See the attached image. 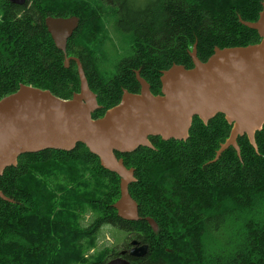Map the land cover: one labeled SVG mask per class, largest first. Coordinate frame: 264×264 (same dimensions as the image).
Wrapping results in <instances>:
<instances>
[{"label":"trees","instance_id":"trees-1","mask_svg":"<svg viewBox=\"0 0 264 264\" xmlns=\"http://www.w3.org/2000/svg\"><path fill=\"white\" fill-rule=\"evenodd\" d=\"M262 0H0V100L21 85L71 99L80 90L77 65L49 34L47 17H78L67 55L79 58L101 118L123 89L139 93L135 72L161 94V72L174 64L193 68L197 43L205 62L216 47L260 42L255 22ZM232 125L218 114L207 125L194 118L187 141L151 137L155 149L121 154L137 181L130 194L142 220L118 217L120 177L104 169L83 144L21 155L0 177V264H106L116 248H99L106 226L149 250L130 264H264V127L258 152L240 137L215 159ZM153 218L154 232L144 219ZM132 239V240H131Z\"/></svg>","mask_w":264,"mask_h":264},{"label":"water","instance_id":"water-1","mask_svg":"<svg viewBox=\"0 0 264 264\" xmlns=\"http://www.w3.org/2000/svg\"><path fill=\"white\" fill-rule=\"evenodd\" d=\"M8 1L16 5L26 2ZM239 22L257 31L260 42L244 47H216L205 62L198 57L195 43L189 52L193 68L174 64L162 71L161 94L152 93L151 85L138 70L135 75L140 92L123 89L120 102L95 119L93 114L101 109L97 95L90 88L81 60L67 55L68 40L78 29L80 19L47 17V30L64 53L65 67L69 68L72 61L77 65L80 90L65 100L49 90L21 85L17 92L0 100V177L7 168L18 165L21 155L47 149L72 151L83 144L104 169L120 177V198L113 205L118 217L136 222L142 218L130 194V185L137 181L135 169L128 168L116 153H132L140 147L155 149L151 137L187 141L195 117L207 125L218 114L224 115L232 129L212 162L231 147L241 158L238 140L243 136L258 152L256 134L264 127V0L257 21L239 18ZM0 199L14 202L1 190ZM144 220L154 232L159 231L153 218ZM131 246L129 255L133 258H142L149 250L138 240H132ZM106 264L130 261L117 257Z\"/></svg>","mask_w":264,"mask_h":264},{"label":"rangeland","instance_id":"rangeland-1","mask_svg":"<svg viewBox=\"0 0 264 264\" xmlns=\"http://www.w3.org/2000/svg\"><path fill=\"white\" fill-rule=\"evenodd\" d=\"M127 244L128 243L126 242L125 233H123L122 231H118L110 226H106L103 228L99 248H116V250L119 252L122 249H127Z\"/></svg>","mask_w":264,"mask_h":264},{"label":"flooded vegetation","instance_id":"flooded-vegetation-1","mask_svg":"<svg viewBox=\"0 0 264 264\" xmlns=\"http://www.w3.org/2000/svg\"><path fill=\"white\" fill-rule=\"evenodd\" d=\"M136 76V75H135ZM131 248H132V246L131 247H129V248H125L124 250L122 249V250H120L119 252H118V255L115 257V258H117V257H122V258H125V259H129L131 256L129 255V251L131 250ZM123 252H125V253H123ZM133 258V257H132Z\"/></svg>","mask_w":264,"mask_h":264}]
</instances>
